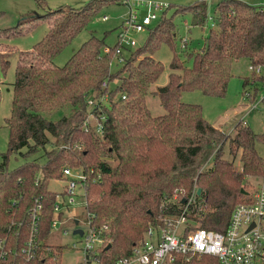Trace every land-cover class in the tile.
Here are the masks:
<instances>
[{
    "label": "trees",
    "instance_id": "1",
    "mask_svg": "<svg viewBox=\"0 0 264 264\" xmlns=\"http://www.w3.org/2000/svg\"><path fill=\"white\" fill-rule=\"evenodd\" d=\"M107 2L93 0L79 8L30 17L48 19V26L29 51L19 53L13 72L5 120L8 142L0 154V237L8 232L11 220L26 226L25 212L32 199L39 198L38 238L46 239L54 218V193L47 184L60 180V168L67 166L87 175L86 210L96 226L108 225L109 250L101 255L110 262L128 255L148 225L176 215L178 202L193 189L199 190L197 198L203 208L194 222L204 230L223 231L232 208L247 198L244 180L264 178V134L253 133L241 121L233 125L232 135L223 133L202 118L199 106L179 100L185 91L224 97L232 63L246 59L248 67H259L260 73L251 71L250 78L242 80L243 88L252 89L242 95L264 108V93H258V88H264V6L219 0L201 48L184 55L189 67L175 56L174 26L164 13L148 29L143 46L122 56L124 61L115 71H110V64L117 44L107 46L94 36L62 66H54L55 56ZM186 13L192 26L204 25L205 0L174 10V14ZM161 44L173 51L168 65L171 73L164 86L149 92L162 72V65L151 57ZM104 47L109 49L106 54ZM7 64L2 61L3 70ZM103 80L106 89L100 88ZM103 93L106 103L87 106L88 98ZM148 95L157 98L162 114H150L145 105ZM64 107L68 108L65 116L55 121L44 117ZM46 146L51 149L46 151ZM224 148L231 160L223 157ZM38 152L43 164L33 159L7 169L9 156L25 159ZM108 160H114V166ZM25 226L20 231L25 233ZM187 264L217 261L203 256Z\"/></svg>",
    "mask_w": 264,
    "mask_h": 264
},
{
    "label": "built area",
    "instance_id": "2",
    "mask_svg": "<svg viewBox=\"0 0 264 264\" xmlns=\"http://www.w3.org/2000/svg\"><path fill=\"white\" fill-rule=\"evenodd\" d=\"M38 1V0H35ZM127 12L120 22L116 39V48L112 55V62L123 63L124 47L135 46L130 33H143L148 31L153 22H156L167 5L154 3H140L134 0H121ZM264 5V4H263ZM145 9L143 14L139 9ZM102 17V20H105ZM186 43L181 40L180 46ZM104 47L102 53H108ZM110 64V66H111ZM255 74L260 73L259 67H248ZM107 82L100 83L101 89L107 88ZM123 98V97H122ZM244 99L247 95H244ZM107 101V94L103 93L97 98H88L89 108L103 105ZM254 102L247 108V112L254 109ZM102 120V116L99 118ZM96 132L100 131L99 124ZM91 173V171H89ZM63 181L60 192H54L52 211L54 218L49 224L46 239L38 238V221L41 215V201L32 199V205L25 212L26 231H20L23 222L10 221L7 233L0 237V264H62L63 245L51 246L47 243L49 235L60 230L66 220L63 214L77 205L84 209L85 218L76 221L75 226L81 223L79 230V246L72 244L75 254L80 256L79 264H187L203 256L215 258L217 264H264V178L258 179L254 189L247 194L244 202L236 204L229 215L223 231H209L199 228L194 218L202 213V203L193 189L191 193L178 202L177 214L166 215L159 219L156 225H148L141 235V239L132 245L128 255L105 262L102 253L106 254L105 247L109 244L108 225L106 223L95 225L92 216L86 210L85 190L87 175L79 169L67 166L60 168ZM79 191L83 201L75 202L76 192ZM175 201V196L172 198ZM14 203V202H13ZM70 220V218H68ZM67 219V220H68ZM252 224V227L249 226ZM249 228V229H248ZM62 236L67 234L61 229ZM65 246V245H64Z\"/></svg>",
    "mask_w": 264,
    "mask_h": 264
},
{
    "label": "rangeland",
    "instance_id": "3",
    "mask_svg": "<svg viewBox=\"0 0 264 264\" xmlns=\"http://www.w3.org/2000/svg\"><path fill=\"white\" fill-rule=\"evenodd\" d=\"M93 0H0V154L4 153L7 148L8 132L5 126V120L9 116L10 101H11V87L13 83V72L17 64L18 55L20 52L29 51L31 47L38 42L47 32L48 19H34L30 17L43 16L48 13L64 8H79ZM106 4L100 7L96 17L90 21L86 27L80 31L72 41L65 46L58 55L55 56L52 63L56 67L62 66L69 57L84 43L90 36L103 39L107 46L116 44L117 35L119 32L120 22L125 16L127 10L121 4V0H108ZM140 3H154L167 5L162 11L166 17H171L174 26L173 48L175 56L179 62L183 63L184 67L190 66V61L184 59L186 53H191L198 50L202 46V41L210 29L212 19L215 14V5L219 0H205L206 3V22L201 27L191 25V17L186 14H174L176 7H185L196 3L199 0H134ZM251 6H264V0H239ZM145 9H139V13L143 14ZM105 17V20H102ZM158 21V20H157ZM153 22L149 30L157 23ZM148 35V31L143 33H130V38L134 40V47L127 48L123 51V56L127 55L128 51H137L143 46ZM185 39L187 44L181 48V40ZM172 53L170 48L165 44H161L151 55L152 59L162 65V72L149 88V92L155 91L162 87L167 82V77L171 73L169 70V63L171 61ZM6 56L1 59V55ZM2 61H7V66L3 70L1 67ZM120 68L113 61L110 66V71H115ZM231 77L228 80L226 93L222 98H211L201 95L199 92H180L179 100L185 104L197 105L201 109L202 118L209 124H215L221 127L222 132L227 133L233 129V125L237 121H241L255 134H264V108L261 105L245 114V109L250 107L251 103L246 102L243 91L251 92V87H242V80L249 79L252 75L248 70V62L246 59H239L234 61L231 66ZM258 93L261 96L264 93V88H258ZM243 96V97H242ZM241 99L242 102H241ZM245 107L242 110V106ZM145 105L152 115L162 114V109L159 106L157 98L148 95L145 97ZM68 113V108L64 107L54 110L50 113L44 114V117L50 121H55L61 116ZM232 135V132L230 133ZM46 151L51 149L46 146ZM258 150L260 147L258 146ZM22 152V151H21ZM223 157L231 160L224 148ZM261 153V152H260ZM36 159L38 164H43L44 159L42 153L38 152L30 158L19 157L18 155H11L8 158L7 169L13 170L24 162H30ZM110 166H114V160L107 161ZM210 162V161H209ZM209 162L206 164L209 165ZM234 169H238L239 164L235 160ZM207 165V166H208ZM247 182L246 192L249 194L258 183V179L246 178ZM63 181H50L47 184V189L54 192H60ZM83 201L82 195L79 191L76 192L75 202L81 204ZM65 223L60 230L49 235L46 240L51 246L63 245V252L67 253L62 257V264H79L80 256L73 252L71 245L79 246L80 239L78 236L72 235L75 228H83L81 223L76 226L72 223L73 218L78 221H83L85 218L84 209L77 205L71 210L63 214ZM70 218V220L68 219ZM68 219V220H67ZM61 229H66L67 234L62 236ZM65 245V246H64Z\"/></svg>",
    "mask_w": 264,
    "mask_h": 264
},
{
    "label": "crops",
    "instance_id": "4",
    "mask_svg": "<svg viewBox=\"0 0 264 264\" xmlns=\"http://www.w3.org/2000/svg\"><path fill=\"white\" fill-rule=\"evenodd\" d=\"M242 100H243V99H241V102H242ZM246 102H247V101H246ZM242 104H244V103H241L242 110H243V108L245 107V105L243 106ZM244 112H245V114L247 113V108L245 109ZM210 125H211L212 127L216 128V129L222 131L220 126H217V125H215V124H210ZM228 133H230V129H228L227 134H228Z\"/></svg>",
    "mask_w": 264,
    "mask_h": 264
},
{
    "label": "water",
    "instance_id": "5",
    "mask_svg": "<svg viewBox=\"0 0 264 264\" xmlns=\"http://www.w3.org/2000/svg\"><path fill=\"white\" fill-rule=\"evenodd\" d=\"M240 192L244 194V192H243L242 190H240ZM196 193L198 194V193H199V190H197ZM245 194H246V193H245ZM73 224L75 225V224H76V221H74ZM251 227H252V224L249 226V228H251ZM249 228H248V229H249ZM73 233H74V234H78V235L81 234L79 230H74ZM105 248L108 249V248H109V245H107Z\"/></svg>",
    "mask_w": 264,
    "mask_h": 264
}]
</instances>
